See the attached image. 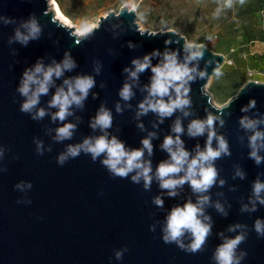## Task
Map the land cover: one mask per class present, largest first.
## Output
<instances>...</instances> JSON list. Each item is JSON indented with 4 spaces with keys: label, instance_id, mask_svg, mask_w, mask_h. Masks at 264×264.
<instances>
[{
    "label": "water",
    "instance_id": "obj_1",
    "mask_svg": "<svg viewBox=\"0 0 264 264\" xmlns=\"http://www.w3.org/2000/svg\"><path fill=\"white\" fill-rule=\"evenodd\" d=\"M135 15L134 8L123 4L118 12L99 17L90 32L78 35L55 17L50 0H0V264H218L217 248L240 234L245 239L235 250L239 264H264V235L254 226L257 220L264 225V204L253 193L255 182L264 183V139L257 141L261 162L250 157V137L256 131L264 133V82L248 80L226 103L215 106L204 86L224 56L201 44L187 49L184 38L174 30L141 31ZM32 20L40 29L38 38L23 43L16 33L28 35L25 25ZM194 51L202 56L188 61ZM165 53H174L178 63L195 69L193 79L185 85L190 104L168 117L151 110L138 115L142 102L155 99L148 91L151 68L164 62ZM145 56H149L150 66L132 78L125 69L134 71L132 61L143 62ZM66 57L75 67L64 69L59 77L53 75L48 92L39 96L32 111H21L26 97L19 88L25 71L34 70L37 63L45 70L62 65ZM82 76H91L95 82L82 105L72 104L63 121L53 120L59 110L50 106L54 95L60 88L67 91L65 80ZM125 84L133 93L128 100L120 96ZM35 87L30 86L31 90ZM170 95L175 98L173 90ZM252 101L254 106H250ZM101 108L112 117L107 129L92 127ZM40 109L45 115L34 119ZM209 114L218 117L213 130L227 142L230 154L222 153L212 162L217 177L208 191L194 192L185 182L170 196L156 178L159 164L171 162L162 148L164 139L176 137L172 129L179 120L183 129L180 140L190 160L204 150L208 130L193 137L188 127ZM244 118L256 122L255 128H244L240 123ZM65 124L74 125L72 135L57 140V129ZM102 135L109 140L115 137L126 150L143 149L142 161L150 162L151 167L148 188L142 177L139 183L132 181L138 170L125 178L113 175L102 163L105 154L93 160L81 150L78 156L58 163L69 146ZM146 138L152 145L151 154L142 144ZM212 147H218L215 137ZM184 174L181 171L174 178ZM202 196L208 201L200 219L210 225V233L201 249L187 250L192 243L190 232L180 238L184 248L177 242L165 243L171 210L188 202L196 204ZM157 197L162 206L154 203ZM260 198H264V190ZM117 251H122L120 259Z\"/></svg>",
    "mask_w": 264,
    "mask_h": 264
},
{
    "label": "clouds",
    "instance_id": "obj_2",
    "mask_svg": "<svg viewBox=\"0 0 264 264\" xmlns=\"http://www.w3.org/2000/svg\"><path fill=\"white\" fill-rule=\"evenodd\" d=\"M231 0H228L230 6ZM241 3L244 0H240ZM28 28V35H21L20 32L16 33V38L23 43H26L30 38H38L40 29L34 20L25 25ZM95 25H84L78 31L80 35H85L90 32ZM193 45L187 44L186 48L191 49ZM196 47H200L197 45ZM155 55V53H153ZM200 51L191 52L186 58L188 61L201 57ZM135 70L131 71L125 69L126 72H130L132 78H137V74L143 72L150 66L149 56L143 58V62L140 60H133ZM75 67L74 61L70 58H65L62 65L56 64L55 67H48L46 70L44 67L37 63L34 70H27L23 74V80L19 88V92L22 96L26 97L25 101L21 105V111L31 112L33 107L38 103V98L41 94L48 92V85L52 80L53 75L56 77L61 76L64 69L70 70ZM98 71V69H97ZM153 73L151 85L148 89L149 96L155 99H146L139 105L140 114H146L149 110L157 113L161 117H168L173 114L177 109L183 110L190 104V100L187 98L189 89L185 87L189 80H192L191 75L195 69H189L187 64H180L177 62L176 55L165 53L164 62L161 65H157L151 68ZM37 74H42V78ZM220 71L217 69L216 75H219ZM201 76L204 73H200ZM67 85V91L64 88L58 89L54 95L50 106L58 107V112L53 116V120L59 119L63 121L67 115H70L69 108L72 104L77 106L82 105V101L87 97L89 90L94 86V80L91 76L76 77L74 81L65 80ZM35 84V90H31L30 86ZM170 90L175 92V98L170 95ZM79 93L77 95L76 93ZM133 95L131 88L128 84H125L120 91V96L124 100H128ZM168 96V101L163 98ZM255 102H250V106H254ZM245 111L247 109H244ZM117 111H120L119 105H117ZM45 115V111L40 109L36 116L33 118H42ZM185 115H188L185 112ZM218 119L211 114L207 116L206 120H193L188 127V134L190 136L203 135L205 130H208L207 141L203 151H198L197 155L189 160V153L183 148V142L180 140L179 134L183 132L180 121L177 120L173 132L177 133L176 137L167 136L164 139L162 148L169 153L171 162H161L156 170V178L160 181V187L162 189H168L170 196H175V188L178 185H183L185 182L189 183L192 190L197 193H203L215 183L217 177V170L213 166V161L221 156V154L229 155L227 142L223 137H216L213 130L214 122ZM112 117L109 111L101 108L97 114L93 128L100 127L101 129H107L111 127ZM221 123H223L221 121ZM241 125L246 129H254L256 122L248 120L246 118L241 119ZM142 127V126H141ZM74 125L65 124L63 127L57 129V140L68 139L72 135V129ZM154 135V134H153ZM218 141V147H212L213 138ZM264 139V133L259 131L254 132L250 137V147L252 151L250 157L255 160L257 164L261 162V157L257 154V141ZM144 149L148 150V153L152 152V145L149 139L142 141ZM173 145H176L175 149ZM264 147V145H261ZM40 145L38 143V151ZM83 150L85 153H90L92 159L95 160L101 154H105L106 158L102 161L108 170L115 176L125 178L129 173L136 171V174L132 176V181L139 183L141 177L144 180V187L148 188L151 184L152 176L150 162L145 163L142 161L144 155L143 149L126 150L124 144L118 141L115 137L108 139L106 135L91 139H85L80 145L69 146L67 152L61 154L58 157V163L63 164L69 157H76ZM187 165L185 168L184 166ZM181 171H184V175L174 178ZM241 175V173H237ZM223 184V181H221ZM19 187V185H17ZM29 187L31 185L29 184ZM264 190V183L259 181L255 182L253 186V193L259 199L261 204H264V198H260L261 191ZM208 197L202 196L198 199L196 204L191 202L186 203L183 207H175L171 210L167 217L166 227L164 229L165 235L163 239L165 243L177 242L181 248L185 246L181 243L180 238L185 232H190L192 236V243L187 250L196 252L201 249V246L205 243L206 237L210 233V225L202 222L200 217L203 215L202 206L207 203ZM158 206H162L163 201L157 197L154 201ZM217 209L223 211L219 204L216 205ZM244 210V209H242ZM252 210H255L254 208ZM207 219V217H205ZM255 230L257 233L264 235V225L259 220L255 222ZM235 227H240L239 225ZM231 228L230 231H234ZM245 239L243 234L237 235L233 239L225 240L220 245L215 253V259L218 264H239L240 257L235 255L237 246ZM116 258L122 257V251L116 252ZM243 255V254H242Z\"/></svg>",
    "mask_w": 264,
    "mask_h": 264
},
{
    "label": "rangeland",
    "instance_id": "obj_3",
    "mask_svg": "<svg viewBox=\"0 0 264 264\" xmlns=\"http://www.w3.org/2000/svg\"><path fill=\"white\" fill-rule=\"evenodd\" d=\"M51 1L61 3L60 13L75 33L84 25H96L99 17L109 11L118 12L124 4L136 10L135 22L141 31L174 30L184 38L186 44L205 45L212 52L222 54L224 60H231V65L223 62L219 66V83L224 81L226 71L235 68L239 69L241 79H244L243 71L249 68L253 72L250 80L264 82V13L257 12L249 16L254 29L262 31L263 40L247 42L234 20V14L242 4L240 0H231L230 6L228 0ZM212 80L211 76L204 91L210 95L211 102L219 107L226 101H217L210 91Z\"/></svg>",
    "mask_w": 264,
    "mask_h": 264
},
{
    "label": "trees",
    "instance_id": "obj_4",
    "mask_svg": "<svg viewBox=\"0 0 264 264\" xmlns=\"http://www.w3.org/2000/svg\"><path fill=\"white\" fill-rule=\"evenodd\" d=\"M56 2L59 8H62L61 3L59 1ZM257 12L264 13V0H244L234 14L235 22L249 43L263 40L262 31H256L249 18L251 14ZM245 70L242 73L244 79H241L239 69L237 68L226 71L222 83H219V78L216 74L212 75L213 80L209 85V89L213 92L217 101L225 102L238 91L246 82Z\"/></svg>",
    "mask_w": 264,
    "mask_h": 264
},
{
    "label": "bare ground",
    "instance_id": "obj_5",
    "mask_svg": "<svg viewBox=\"0 0 264 264\" xmlns=\"http://www.w3.org/2000/svg\"><path fill=\"white\" fill-rule=\"evenodd\" d=\"M50 8L53 9L55 16L58 20H60L62 23H64L65 25H67V20L61 15L59 7L57 6V4L54 1H51L50 3ZM76 34H79V31L76 32Z\"/></svg>",
    "mask_w": 264,
    "mask_h": 264
},
{
    "label": "built area",
    "instance_id": "obj_6",
    "mask_svg": "<svg viewBox=\"0 0 264 264\" xmlns=\"http://www.w3.org/2000/svg\"><path fill=\"white\" fill-rule=\"evenodd\" d=\"M225 64L227 65H231L232 64V61L231 60H224L223 61ZM252 75H253V72L251 69L247 68L245 70V77H246V81L250 80L252 78Z\"/></svg>",
    "mask_w": 264,
    "mask_h": 264
}]
</instances>
